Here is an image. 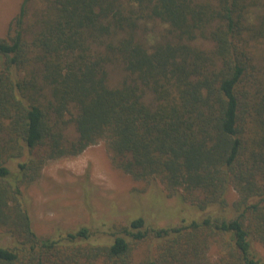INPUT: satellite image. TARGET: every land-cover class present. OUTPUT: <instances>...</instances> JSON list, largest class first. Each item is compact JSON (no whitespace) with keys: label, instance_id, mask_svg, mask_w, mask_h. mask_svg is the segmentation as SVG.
Returning a JSON list of instances; mask_svg holds the SVG:
<instances>
[{"label":"trees","instance_id":"1","mask_svg":"<svg viewBox=\"0 0 264 264\" xmlns=\"http://www.w3.org/2000/svg\"><path fill=\"white\" fill-rule=\"evenodd\" d=\"M144 20L166 37L145 42ZM100 142L133 190L159 183L205 216L38 234L26 189ZM7 236L0 264H264V0H23L0 37Z\"/></svg>","mask_w":264,"mask_h":264},{"label":"rangeland","instance_id":"2","mask_svg":"<svg viewBox=\"0 0 264 264\" xmlns=\"http://www.w3.org/2000/svg\"><path fill=\"white\" fill-rule=\"evenodd\" d=\"M22 1L0 0V37L7 34ZM136 32L145 42L152 43L166 37L167 25L144 20L138 24ZM196 42L211 46L206 40ZM121 76V70L113 69V82ZM147 101H151L150 96ZM72 130L73 127L68 132L71 136L75 134ZM134 187H143V183L135 182L115 167L105 143L100 142L77 156L49 161L42 177L26 189L27 205L35 230L48 237H57L81 226L102 229L103 222L125 223L139 216L147 223L161 226L188 223L205 216V212L179 197L185 207L180 208L177 197L167 196L159 183L149 186L145 192L135 191ZM236 197V191L230 190L229 200L233 202ZM10 241L9 236L2 237L0 244L6 246L4 244ZM254 247L264 259V246L256 242Z\"/></svg>","mask_w":264,"mask_h":264}]
</instances>
